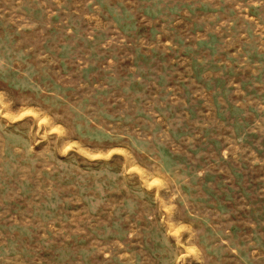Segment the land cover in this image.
Here are the masks:
<instances>
[{
    "label": "rangeland",
    "instance_id": "1",
    "mask_svg": "<svg viewBox=\"0 0 264 264\" xmlns=\"http://www.w3.org/2000/svg\"><path fill=\"white\" fill-rule=\"evenodd\" d=\"M0 264H264V0H0Z\"/></svg>",
    "mask_w": 264,
    "mask_h": 264
}]
</instances>
